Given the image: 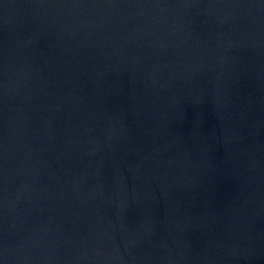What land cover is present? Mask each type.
Instances as JSON below:
<instances>
[{"label": "water", "instance_id": "obj_1", "mask_svg": "<svg viewBox=\"0 0 264 264\" xmlns=\"http://www.w3.org/2000/svg\"><path fill=\"white\" fill-rule=\"evenodd\" d=\"M0 264H264V0H0Z\"/></svg>", "mask_w": 264, "mask_h": 264}]
</instances>
